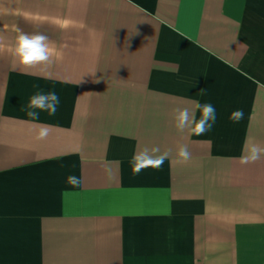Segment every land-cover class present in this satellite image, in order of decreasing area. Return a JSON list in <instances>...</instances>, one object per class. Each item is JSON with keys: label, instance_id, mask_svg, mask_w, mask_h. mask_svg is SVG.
Instances as JSON below:
<instances>
[{"label": "crops", "instance_id": "crops-1", "mask_svg": "<svg viewBox=\"0 0 264 264\" xmlns=\"http://www.w3.org/2000/svg\"><path fill=\"white\" fill-rule=\"evenodd\" d=\"M17 30L54 44L49 77L10 70ZM40 91L60 104L32 120ZM192 101L216 108L203 136L173 126ZM247 140L264 146V0H0V264H264ZM180 144L189 162L132 174L139 148Z\"/></svg>", "mask_w": 264, "mask_h": 264}, {"label": "clouds", "instance_id": "clouds-1", "mask_svg": "<svg viewBox=\"0 0 264 264\" xmlns=\"http://www.w3.org/2000/svg\"><path fill=\"white\" fill-rule=\"evenodd\" d=\"M18 35L13 45L8 46V52L13 57L10 70L39 68L46 78L50 73H46V69L50 68L53 63V57L59 58L60 53L56 50L54 44L49 40L48 36L40 33H25L17 30ZM60 104L59 95L52 91L45 93L44 91L34 94L27 105L26 115L32 120L39 119L40 111L47 112L50 116H54L58 111ZM200 115L197 117L196 113ZM172 119L174 128L178 134H186L187 136H203L210 132L217 120L216 108L210 102L200 103L192 101L191 107H175L172 109ZM228 119L233 123H239L244 119L242 109L233 110ZM50 126L39 125L35 139L44 140L50 134ZM264 157V146L259 143L247 140L242 148L241 155L238 157L240 165L253 164ZM172 158L176 164H185L192 159V154L186 144L177 145L175 152L168 148L161 151L159 146H144L139 148L130 159V167L133 175L140 174L145 169L158 170L162 168L165 160ZM104 171L111 179V168L106 166ZM67 183L78 187L82 180L74 175L67 178Z\"/></svg>", "mask_w": 264, "mask_h": 264}]
</instances>
